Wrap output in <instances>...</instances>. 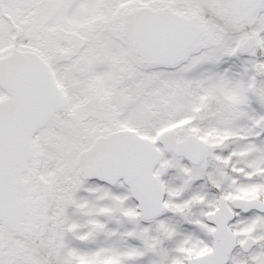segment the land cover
I'll return each mask as SVG.
<instances>
[{"label":"snow or ice","instance_id":"6c2138e0","mask_svg":"<svg viewBox=\"0 0 264 264\" xmlns=\"http://www.w3.org/2000/svg\"><path fill=\"white\" fill-rule=\"evenodd\" d=\"M0 264H264V0H0Z\"/></svg>","mask_w":264,"mask_h":264}]
</instances>
